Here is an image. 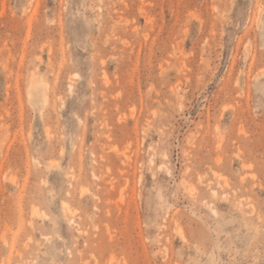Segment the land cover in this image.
<instances>
[{
    "label": "rangeland",
    "instance_id": "1",
    "mask_svg": "<svg viewBox=\"0 0 264 264\" xmlns=\"http://www.w3.org/2000/svg\"><path fill=\"white\" fill-rule=\"evenodd\" d=\"M0 264H264V0H0Z\"/></svg>",
    "mask_w": 264,
    "mask_h": 264
},
{
    "label": "bare ground",
    "instance_id": "2",
    "mask_svg": "<svg viewBox=\"0 0 264 264\" xmlns=\"http://www.w3.org/2000/svg\"><path fill=\"white\" fill-rule=\"evenodd\" d=\"M41 90V89H40ZM41 94V93H40ZM41 96V95H40ZM40 99V98H39Z\"/></svg>",
    "mask_w": 264,
    "mask_h": 264
}]
</instances>
